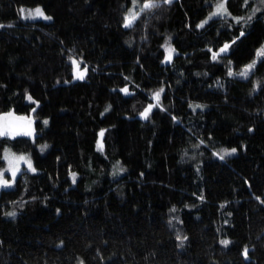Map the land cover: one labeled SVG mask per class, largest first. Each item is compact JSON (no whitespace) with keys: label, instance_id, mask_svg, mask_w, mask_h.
Returning a JSON list of instances; mask_svg holds the SVG:
<instances>
[{"label":"trees","instance_id":"16d2710c","mask_svg":"<svg viewBox=\"0 0 264 264\" xmlns=\"http://www.w3.org/2000/svg\"><path fill=\"white\" fill-rule=\"evenodd\" d=\"M219 1L124 28L132 0H0V118L33 123L0 137V169L11 148L38 170L0 193V264H264V54L238 75L264 48V3L226 0L198 27ZM37 6L51 22L21 19Z\"/></svg>","mask_w":264,"mask_h":264},{"label":"snow or ice","instance_id":"6c2138e0","mask_svg":"<svg viewBox=\"0 0 264 264\" xmlns=\"http://www.w3.org/2000/svg\"><path fill=\"white\" fill-rule=\"evenodd\" d=\"M261 3H264V0H260ZM138 3V0H132V4H133V9L128 10L127 15L124 17V23H123V27L124 28H131L133 26V23L136 19H138L139 15L141 13H144L145 11H151L155 8L160 7L162 4H171L172 0H144V3L142 4L141 7H139L138 9L136 8V5ZM224 8V5L221 3L217 6V11L212 13L208 19H212V16H216L218 14H221V9ZM21 13V18L22 19H28L31 18L33 20H35L37 17H42L43 19L46 20H50L51 17H48L44 14L43 10L39 7L35 8L34 10L29 9L28 10V15L24 16V12L25 10L23 8H21L20 10ZM226 11V10H225ZM255 9L252 10V15L255 14ZM249 20L251 19V16H249L248 18ZM208 21L205 20L203 23H201L200 25H198V27H204V24H206ZM5 27V25L0 24V28ZM8 27H12V25H8ZM244 33L241 32L240 35H243ZM229 48L228 44H225L223 48L219 49V52H225L227 49ZM167 51L169 53V55L166 57V60H171L172 58V52H174L175 50L168 47ZM264 54V48H262L260 50V52L258 53V55ZM218 55V53H213V59H216V56ZM73 64H76L77 68H79V65L77 64V62L75 60L72 61ZM256 61L254 60L252 63L248 64L247 66H245L239 73L238 75L244 79H248L249 76L252 74L251 70L254 68ZM87 72V68L85 67L84 72L80 73L76 78L77 79H83L84 78V73ZM229 75H232L231 70L229 71ZM127 79V78H126ZM257 86H259V82L257 84ZM120 91H122L125 94H129L128 89L127 88H122ZM164 89L161 88L159 89L158 92L154 93L153 96L154 98L157 100V102L159 101V97L160 94L163 93ZM29 100H31L32 98L29 96L28 97ZM153 105L149 104L148 108L145 109L140 115L141 118L143 119H147L148 118V114L151 111ZM202 105H194L193 108L195 110V108H202ZM110 108V106H109ZM44 124H47V121L43 122ZM13 129H11L10 127L6 126L2 121H0V137H9V138H14V136L12 135L13 133ZM25 135H31V132H25L23 133ZM101 137L103 136V132L100 133ZM103 145L102 144H98V149H102ZM47 148V145H44L41 147V151H43L44 149ZM236 150L232 149L231 152H229L228 150H224V155H231L232 153H234ZM224 155L220 156V159L224 158ZM3 159L8 161L9 167L7 169H0V189H6V188H10L12 186V183L15 182L16 180V176L17 173L20 171L19 165H16L15 170H12V162L13 160H17V161H23L26 165L27 168L25 169V171L27 170H31L33 172H35L36 170L32 167L31 164V160L24 156V155H20V156H16L15 153H11L10 149L6 148L4 150L3 153ZM5 171H9L10 172V178H5ZM122 171V170H121ZM115 174V173H114ZM73 183H75V174H73ZM172 211H175V209H173ZM7 216L10 217H15L16 216V212L10 211L6 213ZM169 223H171V221H169ZM178 239H180V237H177ZM184 239H187V237H184ZM220 243L222 245H224L225 247L228 246V244L230 243V241L228 240H222L220 241ZM183 244V241L181 240V246ZM243 255L245 258H247L248 256V249L244 248L243 249ZM80 264H83V261L80 262Z\"/></svg>","mask_w":264,"mask_h":264},{"label":"rangeland","instance_id":"374dc122","mask_svg":"<svg viewBox=\"0 0 264 264\" xmlns=\"http://www.w3.org/2000/svg\"><path fill=\"white\" fill-rule=\"evenodd\" d=\"M221 3L224 5V8L221 9V14H218V15H216V16H212V19H215V18H221V17H226V16H228V15H229V12H228V9H227V6H226V0H221V1H219V2L214 6V8H213V10L210 12V14H209V15H208V16H207V17H206L201 23H203L205 20H207L208 22H210L212 19H208L209 16H210L212 13H214V12L217 11V6H218L219 4H221ZM37 7L41 8V9L43 10L42 7H40V6H37ZM37 7H34V8H30V7H22V8L25 10V12H24L23 15H24V16H27V15H28V10H29V9L34 10V9L37 8ZM139 7H141V5L137 3L136 8L138 9ZM131 9H133V5H132ZM225 10H226V11H225ZM43 12H44V14H45L46 16L51 17V16L47 15L46 12H45L44 10H43ZM19 15H20V17H21V13H20V11H19ZM21 19H22V18H21ZM23 20L51 22V21H52V17H51L50 20L43 19L42 17H37L35 20H33V19H31V18L23 19ZM208 22H207V23H208ZM201 23H200V24H201ZM207 23H206V24H207ZM206 24H204V26H205ZM228 45H229V48H230V44H228ZM223 47H224V46H223ZM229 48H228L225 52H219V54H226V53H228V52H229ZM260 57H261V55H258V57H257V59H256L255 61L258 62V60H259ZM82 72H83V71L80 69V66H79V68H77V66H76V77H77L80 73H82ZM76 79H77V78H76ZM156 102H157V100L154 98V102L150 103V104L153 105V107H152L151 111L149 112V114H150V113L152 112V110L155 108V104H156ZM148 106H149V105H148ZM148 106H147V108H148ZM193 106H194V105H193ZM193 106H192V108H193ZM147 108H146V109H147ZM193 109H194V108H193ZM195 109H196V108H195ZM140 114H141V113H140ZM140 114L138 115L139 118H141V115H140ZM149 114H148V116H149ZM141 119H143V118H141ZM144 120H145V119H144ZM0 121H2L6 126H8V127H10L11 129L14 130L13 133H12V135L14 136V138L19 137V136H25V134H23V133L28 132L27 129H28L29 121H28L26 118L21 117V116L15 114L13 111H10V112H8V113H5L3 116H1ZM31 132H32V131H31ZM8 149H10L11 153H15L11 148H8ZM44 151H45V149H44L42 152H44ZM15 154H16V156L24 155V156L28 157V158L31 160L32 167H33L36 171H35V172H33V171H31V170H27V171H25V169L27 168V165H26L23 161L13 160V162H12V170H15L16 165L18 164V165H19V168H20V171L17 173L16 180H15L14 183H12V186H11L10 188L0 189V193H1V191H3V190H10V189H13V188L16 186L17 180H18V178L20 177V175L22 174V172H27V173H30V174H35V173L38 172V170L35 168L34 163H33L32 159L30 158L29 155H27V154H18V153H15ZM4 160H5V159H4ZM8 167H9L8 161L5 160V167H4V169H7ZM4 175H5V178H10V172H9V171H5Z\"/></svg>","mask_w":264,"mask_h":264},{"label":"water","instance_id":"95a60500","mask_svg":"<svg viewBox=\"0 0 264 264\" xmlns=\"http://www.w3.org/2000/svg\"><path fill=\"white\" fill-rule=\"evenodd\" d=\"M28 121H29V125H28V129H27V131H28V132H31L32 129H33V128H32L33 123H32V120H31V119H29Z\"/></svg>","mask_w":264,"mask_h":264}]
</instances>
